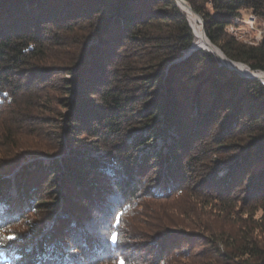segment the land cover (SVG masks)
I'll return each instance as SVG.
<instances>
[{"label": "trees", "instance_id": "1", "mask_svg": "<svg viewBox=\"0 0 264 264\" xmlns=\"http://www.w3.org/2000/svg\"><path fill=\"white\" fill-rule=\"evenodd\" d=\"M178 1L187 17L175 0H0V119L11 116L0 139L12 141L13 123L25 129L29 120L34 135L41 125L60 132L53 153L29 154L36 159L29 169L4 179L20 162L0 166V232L32 208L44 212L20 239L0 246V264H138L139 251L159 264L197 240L211 246L210 235L217 264H264L249 229L212 233L202 218L195 236L173 223L188 212L168 205L190 198L189 211L206 215L209 206L233 220L250 205L264 209V84L207 50L183 57L201 34L200 16L205 36L228 59L264 72V34L248 44L227 31L242 10L264 19V0ZM51 90L62 91L60 119L39 116L51 107ZM166 130L167 154L138 156L139 146ZM83 149L104 155L87 158ZM44 156L47 163L38 159ZM159 199L155 233H127L137 207Z\"/></svg>", "mask_w": 264, "mask_h": 264}, {"label": "rangeland", "instance_id": "2", "mask_svg": "<svg viewBox=\"0 0 264 264\" xmlns=\"http://www.w3.org/2000/svg\"><path fill=\"white\" fill-rule=\"evenodd\" d=\"M176 1L177 0H175V4L178 3ZM182 5H184L183 2H182ZM184 8L187 9L189 12H191L188 7L187 8L184 7ZM181 10L185 13V11L182 8H181ZM194 16L196 19H198V17L195 14H194ZM186 17H187V14H186ZM187 20H188V18H187ZM188 23H189V21H188ZM227 31L230 34H232L237 40H239L241 42L248 43V44H256L260 41L262 35L264 34V19L259 18L255 15L251 14L248 11L242 10L240 13V16L238 18H236L235 24L229 25L227 27ZM201 38H202L201 34L195 36L194 42H193L194 45H199V46H202L203 48H207V47L210 48L209 46L201 43ZM75 40H77V39H75ZM71 47H76V44H74ZM204 50H206V49H204ZM219 64H220V62H219ZM234 66H235V68L238 67L239 68L238 70L240 72L248 73L246 68H242L241 66L236 65V64H234ZM258 73H260V72H258ZM237 74L240 75L239 73H237ZM240 76H242V75H240ZM242 77H244V76H242ZM254 79H256V78H254ZM256 80L263 83L260 79H256ZM60 95H62V91H60V90H58V91H52L51 90L50 91L49 97L52 100V104H51L49 111H43V112L40 111L39 112V116L41 118L54 116L55 118L60 119L61 114H58L56 116L55 113L58 111L62 112V113L66 112V111H64L65 109L63 107L61 108L55 103L56 102L55 96H60ZM10 118H11V116L9 115L6 118L3 117L2 119H0V137L3 136V133L7 128H10V126L7 124L10 121ZM44 122L45 121L42 120V123H44ZM55 122H57V124H59V120H57ZM30 123H31V120H29L27 126H30L29 125ZM13 124H14L13 130H14V134H15L14 139L10 142H7V140L3 141L2 138L0 139V166L4 165L5 162H8L11 159L19 160L20 164H19L18 168L14 169L12 172L7 174L6 176H3L2 178H4V179L13 178L14 173L15 172L19 173V171H21L23 169L22 168L23 166H26V169H29L30 163L33 160H36L34 157L32 158L31 156H29V154H31V152H37V150H38V151L53 153L55 150L54 148L57 146L58 140H59V138L57 136L60 133L58 128H55V127L53 128L51 126L41 125L40 127H38L36 129V132L34 135V134L30 133V131H28L25 123L23 124V125H25V129L20 124H17V123H13ZM27 133H29V134H27ZM134 133L138 134V131L137 130L133 131V134ZM168 134L169 133L166 130V132L162 131L160 137H157L153 140H152V138H149L148 139L149 142H146L145 144L138 147V156H142V155H145L147 153H152V154L158 153V154H161L162 156L164 154H167L168 151H167L166 145L170 141V135H168ZM82 143L87 144V145L90 144L88 141H85ZM68 151H69V149L67 148L65 154H68L67 153ZM82 151H84V149ZM57 152H59V150H57ZM61 154H58L57 157L59 158L61 156ZM83 155H84V157H87V158H91V157L100 158V157H102V155H104V152L86 151L85 150ZM38 159H42L45 163H47L49 160V157L44 156V157H40ZM211 160L213 161V163H214V161L217 162V159L215 158V156L211 157ZM222 172H223V170L219 171L218 174L221 175ZM57 180H58V178L56 179V182L58 184L59 181H57ZM50 186H52V185H50ZM154 186H155V184L151 183V184H149L148 187L154 188ZM153 188L151 189V191L149 190L150 193L155 192L158 196L159 195L160 196L165 195L164 192L162 191V188H160V189L157 188V190L153 189ZM54 192L55 191L49 193L48 195H43L42 199H49V200L53 199V195L56 194V192L55 193ZM63 192H64V190H63ZM57 195L59 196L58 192H57ZM161 202L162 201L160 199L148 201L147 202L148 203L147 209H146V207H137V212L135 214L134 213L131 214L128 217V220H127L128 226L126 227L127 233H129V234L137 233L140 235H141V233L142 234H144V233H146V234L155 233V231L159 228V225H160V223H158V221H157V218L160 215L158 209L161 208L163 205ZM57 203H58L57 206H59V207H61L63 205L61 198H59V201ZM168 205H173V206L178 207V209L181 212H184V213L188 212V214H186L184 216L179 215V216L175 217L174 218L175 221L173 223L176 224L177 226L187 228V230L190 229L192 232H193V230H196L193 233V235H195V236L197 235V231L201 232V230H200L201 226L199 224V220L204 218L205 223L209 226V229H210V231H212V233L221 230V231H225V235L230 234V233L236 234L237 231H235V229L238 226H241V227L244 226L246 228L245 230L249 229L250 234H252L253 237L256 238L257 243L261 247L264 248V209H262L260 207V205H256V206L254 205V207L250 205L249 207L244 208L243 209L244 211L240 210V212L237 216L234 214V211L231 212V210H229L227 212V214L228 215L234 214L233 216L236 217V219H234V220L232 218L224 217L225 210H222V212L219 213V212H217L218 210H212V209H210L209 206H205V208H204V210H207V212H208L206 215H201V214L197 215L195 211H189V209L192 206L190 198L178 199V200L173 201L172 203H170ZM261 205H262V203H261ZM40 210H41V208L40 209L39 208H36V209L32 208L29 211H26L23 215L24 218H22L21 221L19 220L14 225L6 227L5 229L7 231L10 230V231L15 232V233L20 235L21 233L27 231L29 229V227L31 228L32 225H34L36 220L41 219L44 216V212H42ZM146 211H148V213ZM241 211H243V212H241ZM154 212L156 213V219H155V215H153ZM71 217H74V216H71ZM171 220L172 219L169 218L168 224H171L170 223ZM44 223L47 225L46 232H48V230H50V228L52 226L51 224H53L52 219L51 218L48 219L46 217L44 220ZM230 223H232V225H231V226H233L232 228L229 227ZM6 230L2 231V233L4 235L8 234V232ZM212 236H216V235H210V238H212V239L209 242V244H212L211 246L203 247V245L198 244L199 241L196 239L198 243H193L194 245L191 248V250H188V248H186L184 246L182 248V254L181 255L175 254V255L168 256L166 262L161 261L159 264H217V262L219 261V258H216V256L213 255L214 252L216 253V249H213L214 247L212 248V246L214 244L213 242L216 241V239H214L215 237H212ZM54 239L61 240L62 236L60 237V236L55 235ZM63 240H61V241H63ZM138 240L139 239H137L136 244H140V243H137ZM129 242L131 243L133 241L130 239ZM219 248L223 249L222 246ZM65 253L67 254L68 252H65ZM62 254L64 255V253H62ZM136 258H137L136 260L139 262L138 264H153L151 261L154 260V256H152V255L148 256L146 253H144V251H139L138 254L136 255ZM100 264H114V263H112V261H110V262L100 263Z\"/></svg>", "mask_w": 264, "mask_h": 264}, {"label": "bare ground", "instance_id": "3", "mask_svg": "<svg viewBox=\"0 0 264 264\" xmlns=\"http://www.w3.org/2000/svg\"><path fill=\"white\" fill-rule=\"evenodd\" d=\"M178 5L180 6V4H179V1H178ZM184 7H188L185 3H184V5H183ZM181 7V6H180ZM183 7V8H184ZM191 11V10H190ZM194 18H195V16H194V14L192 13V11L191 12H189ZM196 19V18H195ZM191 26V25H190ZM191 29H192V27H191ZM201 30H202V26H201ZM193 31V30H192ZM193 35H194V33H193ZM201 35H202V38H201V43L202 44H204V45H207V46H209L211 49H212V51L217 55V57L222 61V59H223V61L222 62H224V63H226V64H229V65H231L232 67H234L235 68V66H234V64H236V65H239V66H241L242 68H246L247 69V67H246V65L244 66V64H240V62H238V63H236V62H230L214 45H212V44H210V41L208 42V40L206 39V36H205V34L203 33V30L201 31ZM194 42V41H193ZM194 44V43H193ZM208 48V47H207ZM222 59H221V58ZM248 71V70H247ZM248 73H251V72H248ZM252 73H255L256 74V77H258L263 83H264V72H260V73H258V72H256V71H253ZM247 74V73H246Z\"/></svg>", "mask_w": 264, "mask_h": 264}, {"label": "water", "instance_id": "4", "mask_svg": "<svg viewBox=\"0 0 264 264\" xmlns=\"http://www.w3.org/2000/svg\"><path fill=\"white\" fill-rule=\"evenodd\" d=\"M176 2H178V0L176 1ZM176 5L177 6H179L178 5V3H176ZM180 7V6H179ZM180 9H181V7H180ZM199 16V15H198ZM199 18H200V20H201V26H202V30H203V21H202V19H201V17L199 16ZM203 33H204V30H203ZM205 34V33H204ZM206 39H207V37H206ZM208 40V39H207ZM208 42H209V40H208ZM92 43V42H91ZM211 44V43H210ZM213 45V44H212ZM216 47V46H215ZM217 48V47H216ZM195 49H206L207 51H209V52H211V53H213L216 57H217V55L212 51V50H210L209 48H203L202 46H199V45H194L193 43L190 45V47L184 52V55H183V57H185V56H187L189 53H191L193 50H195ZM219 51H220V49L219 48H217ZM221 52V51H220ZM222 53V52H221ZM223 54V53H222ZM224 55V54H223ZM225 56V55H224ZM226 57V56H225ZM218 58V57H217ZM227 58V57H226ZM228 59V58H227ZM218 60H219V62H220V64L221 65H223V66H226V67H228L229 69H232V70H234V71H236L237 73H239L240 75H242V76H244V77H248V78H256V79H259L258 77H256V74L255 73H252L253 71L252 70H250L247 66V70H248V72H251V73H242V72H240L239 70H237L236 68H234V67H232L231 65H229V64H226V63H224V62H222L219 58H218ZM230 62H236V61H232V60H230V59H228Z\"/></svg>", "mask_w": 264, "mask_h": 264}, {"label": "snow or ice", "instance_id": "5", "mask_svg": "<svg viewBox=\"0 0 264 264\" xmlns=\"http://www.w3.org/2000/svg\"><path fill=\"white\" fill-rule=\"evenodd\" d=\"M20 239L19 234L8 231L7 235H4L2 232H0V246H5L8 241H16ZM110 239L113 243H117L119 240V234L118 233H112L110 236ZM117 264H125V261L121 258L117 261Z\"/></svg>", "mask_w": 264, "mask_h": 264}]
</instances>
